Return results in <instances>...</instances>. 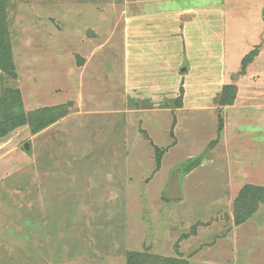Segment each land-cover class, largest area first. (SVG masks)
<instances>
[{
    "label": "rangeland",
    "instance_id": "374dc122",
    "mask_svg": "<svg viewBox=\"0 0 264 264\" xmlns=\"http://www.w3.org/2000/svg\"><path fill=\"white\" fill-rule=\"evenodd\" d=\"M0 28V102L62 107L0 137V264H264V203L234 220L264 186V0H0Z\"/></svg>",
    "mask_w": 264,
    "mask_h": 264
},
{
    "label": "trees",
    "instance_id": "16d2710c",
    "mask_svg": "<svg viewBox=\"0 0 264 264\" xmlns=\"http://www.w3.org/2000/svg\"><path fill=\"white\" fill-rule=\"evenodd\" d=\"M1 30L5 31L4 29L0 28V31ZM0 53H2L3 57V59L0 60V69L11 74L13 72V64L10 52L7 50L5 51V54L3 51H0ZM255 55L256 53L254 51L243 58V71L247 64L252 61ZM231 90L235 91L233 86H226L224 88V92H231ZM232 98L233 97H230L228 102L224 101L222 98L220 105H231L233 101ZM61 109V106L45 107L36 109L25 115L21 106L20 94L18 91H14L13 95H10L7 97V99L4 98V100L0 102V137L6 135L7 131L13 130L19 126H23L24 124L30 125L33 134L38 133L42 129L53 125L57 121V118L60 116V114H62ZM7 117L13 119L11 126H9L8 120L6 121L4 119ZM220 130L221 129L219 127L218 131ZM199 164L200 162L196 161L190 167L194 168ZM234 202L235 208L237 209L235 211L234 220L235 224L239 226L246 223L251 218V216L257 210V205L264 203V186L262 187L251 184L244 186Z\"/></svg>",
    "mask_w": 264,
    "mask_h": 264
},
{
    "label": "water",
    "instance_id": "95a60500",
    "mask_svg": "<svg viewBox=\"0 0 264 264\" xmlns=\"http://www.w3.org/2000/svg\"><path fill=\"white\" fill-rule=\"evenodd\" d=\"M24 147L27 149V145ZM163 198L166 201H180L183 199V194L175 174H173V178H171Z\"/></svg>",
    "mask_w": 264,
    "mask_h": 264
},
{
    "label": "crops",
    "instance_id": "0c3cea01",
    "mask_svg": "<svg viewBox=\"0 0 264 264\" xmlns=\"http://www.w3.org/2000/svg\"><path fill=\"white\" fill-rule=\"evenodd\" d=\"M88 106H89V105H88ZM89 108L91 109V107H89ZM86 122L89 123L88 125H89V127H90V129H91V122H90L88 119L86 120ZM73 123H74V122L72 121V123H71L70 125H72ZM86 125H87V124H86ZM68 127H69V126H68ZM72 129H73V128H72ZM72 129H70V131H72ZM73 130H74V129H73ZM91 130H92V129H91ZM82 133H83V132H82ZM72 134L74 135L72 140H73V141H76L75 143H77V142L79 143L80 141H83L82 139L79 138L80 136L78 137V135H76L77 133L75 132V130H74V132L72 131ZM75 135H76V137H75ZM81 137H82V136H81ZM91 137H92V136H91ZM91 137H90V139H91ZM87 142L91 143L92 140H89V139H88V140H86V143H87ZM78 143H77V144H78ZM71 157H72V156H71ZM89 171L91 172V170H89ZM256 186H259V185L257 184ZM262 187H263V186H262ZM40 190H41V189H40ZM40 195H41V193H40ZM245 225H246V226H245ZM108 226H109V225H108ZM241 226H242V227H241ZM118 227H119V226H118ZM118 227H117V228H118ZM244 227L247 228L245 232L250 233V231H249V230H250V229H249L250 226L248 227V223H247V224L245 223V224L240 225L239 228L243 229ZM115 228H116V227H115ZM243 230H244V229H243ZM236 239H237V241H238L239 237H236ZM236 239H235V240H236ZM235 240H234V241H235ZM245 241H248V239H245ZM238 247H239V246H238ZM232 249H233V248H232Z\"/></svg>",
    "mask_w": 264,
    "mask_h": 264
}]
</instances>
